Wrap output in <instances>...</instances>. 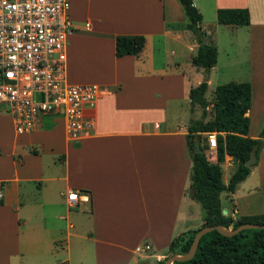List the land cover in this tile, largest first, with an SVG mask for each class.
I'll use <instances>...</instances> for the list:
<instances>
[{
	"label": "crops",
	"instance_id": "0c3cea01",
	"mask_svg": "<svg viewBox=\"0 0 264 264\" xmlns=\"http://www.w3.org/2000/svg\"><path fill=\"white\" fill-rule=\"evenodd\" d=\"M192 3L200 13L201 1ZM204 4L214 13L218 8L246 7L249 14L257 9V25L264 26V0ZM68 14L74 31L67 37L65 78L89 80L105 90L93 112L92 132L76 142L66 138L59 117L19 134L0 111V264H23L24 254L50 253L60 231L66 239L61 264H70L77 254L82 263L88 251L92 264H153L165 257L174 236L194 229L196 220L186 193L191 161L185 134L189 119L200 117V108L187 97L188 89L200 82L196 74L202 73L190 63L197 43L176 0H71ZM117 34L144 36L137 56H114ZM205 34L209 40L210 33ZM212 42L217 62L216 36ZM216 62L202 73L207 84ZM186 71L196 75L194 85ZM251 106L252 96L245 113L249 124ZM249 129L247 136L257 137L259 130ZM208 133L200 145L214 162ZM262 165L264 138L246 178L254 169L261 173ZM220 168L225 184L234 161L225 155ZM223 168L229 171L224 180ZM243 180L232 192L219 194L221 207L232 218L264 217V181L237 193ZM69 189L86 193L88 200L67 206L61 193ZM71 236L81 242L73 246Z\"/></svg>",
	"mask_w": 264,
	"mask_h": 264
},
{
	"label": "trees",
	"instance_id": "16d2710c",
	"mask_svg": "<svg viewBox=\"0 0 264 264\" xmlns=\"http://www.w3.org/2000/svg\"><path fill=\"white\" fill-rule=\"evenodd\" d=\"M176 2L186 19L185 28L197 43L190 63L207 73L216 62V47L205 38L206 34L200 28L201 15L192 0ZM215 19L218 24L245 26L249 24V12L246 7L218 8L215 11ZM143 43L142 34H117L114 36V56H137ZM206 87V80H202L187 92L190 105L200 108V117L189 119L185 134L191 161L186 193L203 209V223L199 227L220 225L224 228H235L246 222L264 224V217L260 214L240 215L236 218L222 214L223 208L219 201L221 192H232L235 185L246 177L249 170L243 162L249 157L252 147H255L254 155L257 161L264 138V124L257 137L247 136L249 119L245 113L250 106L251 86L247 81L218 84L213 89L211 102L204 97ZM209 104L210 110L207 109ZM208 112L210 114L207 117ZM207 132L215 133L214 162L207 160L200 145L202 134ZM194 139H198V152L193 149ZM225 155L232 158L235 168L224 184L221 181L220 164ZM255 164L256 162L253 165ZM197 229L185 230L174 236L168 243L167 253L184 254ZM166 257L168 256L156 260L153 264H164ZM172 264H264V229H242L231 236L210 230L200 236L190 259L173 261Z\"/></svg>",
	"mask_w": 264,
	"mask_h": 264
},
{
	"label": "built area",
	"instance_id": "2783aa9c",
	"mask_svg": "<svg viewBox=\"0 0 264 264\" xmlns=\"http://www.w3.org/2000/svg\"><path fill=\"white\" fill-rule=\"evenodd\" d=\"M70 1L0 0V110L16 133L35 131L53 116L63 121L70 142L92 132L93 112L105 89L65 78L67 37L74 31ZM207 142L215 148L214 132L208 133ZM2 187L0 183V197ZM61 196L67 206L88 200L86 193L74 189Z\"/></svg>",
	"mask_w": 264,
	"mask_h": 264
},
{
	"label": "rangeland",
	"instance_id": "374dc122",
	"mask_svg": "<svg viewBox=\"0 0 264 264\" xmlns=\"http://www.w3.org/2000/svg\"><path fill=\"white\" fill-rule=\"evenodd\" d=\"M201 1V30L209 32V41L216 36L218 41V57L215 68H213L209 75L207 84V90L204 97L208 102H211L213 89L218 84H223L229 81L239 82L247 81L252 84V106L250 108V133H255L260 130L264 124V26H258V19L261 14L257 9H251L250 18L253 21L247 26L238 27L236 29H228L216 22L215 13L210 6H205L204 0ZM186 21V19L184 18ZM257 22V23H256ZM211 41V42H212ZM213 43V42H212ZM203 73V69H201ZM187 78L189 83L194 85L193 81L195 76H200L199 81L204 80L202 73L200 75L189 73ZM87 80V79H86ZM89 80L85 81L88 82ZM256 96H258L256 98ZM256 98V99H255ZM187 99V97H186ZM210 104L207 106L210 110ZM199 109V108H198ZM6 114L4 110H0ZM210 112H208L209 116ZM7 115V114H6ZM208 143V142H207ZM263 144V141H262ZM207 147V145L205 146ZM261 148V147H260ZM254 166V165H253ZM261 173L254 169L249 177H245L243 182L239 185L237 193L243 190H252L259 184L260 181H264V165H262ZM230 168V167H229ZM229 171L223 168L222 179H226ZM188 175V174H187ZM264 196V194H260ZM188 203L191 204V212L196 220L192 223L194 229H197L203 223V209L200 204L192 199H188ZM221 201L223 199L221 198ZM237 216H235L236 218ZM200 218V219H199ZM49 224V223H48ZM53 237V234H52ZM71 240L73 246L78 245L81 242L76 237H68ZM56 242L53 244L52 250L48 254H24L22 262L23 264H59L62 263V257L59 255L61 249L65 245V235L63 232H58L56 236ZM90 250L89 244L87 245ZM152 251L149 250L150 253ZM147 253V252H146ZM72 254H77L75 251ZM75 259L70 264H92V252H87L86 260L82 263H78ZM165 256H169L166 252ZM73 258V256H72Z\"/></svg>",
	"mask_w": 264,
	"mask_h": 264
},
{
	"label": "water",
	"instance_id": "95a60500",
	"mask_svg": "<svg viewBox=\"0 0 264 264\" xmlns=\"http://www.w3.org/2000/svg\"><path fill=\"white\" fill-rule=\"evenodd\" d=\"M193 149L195 152L199 151V146H198V139H194L193 140ZM254 151H255V147H252V149L249 152V157L243 162V165L245 167L248 168V170L250 171V169L252 168L253 164L256 162V157L254 155ZM249 175V172L246 174V176ZM222 214H225V211L222 210ZM249 228H263L264 229V224H257V223H250V222H246V223H242L237 225L235 228H224L220 225H212V226H202L199 227L191 240V243L189 245L188 250L184 253V254H171L168 257H166V259L164 260V264H172L173 261H184V260H188L192 257L195 249H196V245L198 243V240L200 238V236L210 230H216L218 231L220 234L225 235V236H231L235 233H237L238 231L242 230V229H249Z\"/></svg>",
	"mask_w": 264,
	"mask_h": 264
}]
</instances>
